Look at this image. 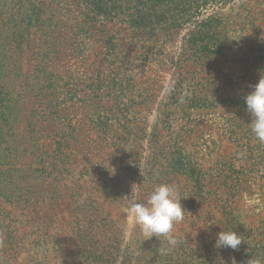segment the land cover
<instances>
[{
    "label": "rangeland",
    "instance_id": "obj_1",
    "mask_svg": "<svg viewBox=\"0 0 264 264\" xmlns=\"http://www.w3.org/2000/svg\"><path fill=\"white\" fill-rule=\"evenodd\" d=\"M8 2L0 264H264V144L244 101L264 71V0ZM214 21L220 61L185 54ZM161 184L186 210L174 247L126 212ZM222 230L238 249L214 246Z\"/></svg>",
    "mask_w": 264,
    "mask_h": 264
},
{
    "label": "clouds",
    "instance_id": "obj_2",
    "mask_svg": "<svg viewBox=\"0 0 264 264\" xmlns=\"http://www.w3.org/2000/svg\"><path fill=\"white\" fill-rule=\"evenodd\" d=\"M251 91L244 96L246 111L250 114L248 123L255 138L264 144V71L258 82L250 85ZM180 102H184L181 97ZM181 197L170 185L161 184L154 188L144 203L128 202L126 212L133 217L141 235L145 240L166 238L169 246L174 247L179 242L174 236V227L184 220L185 209L181 205ZM242 237L235 231H220L216 234L215 247L217 249H238ZM170 249H164L166 253ZM235 264V260H233ZM248 264H253L250 260Z\"/></svg>",
    "mask_w": 264,
    "mask_h": 264
},
{
    "label": "trees",
    "instance_id": "obj_3",
    "mask_svg": "<svg viewBox=\"0 0 264 264\" xmlns=\"http://www.w3.org/2000/svg\"><path fill=\"white\" fill-rule=\"evenodd\" d=\"M5 1H9V6H12L16 2L25 3L26 0H0V5L4 4ZM104 1L109 2L111 0H95V2H98L101 5H103ZM143 21L144 19L142 18H131L128 21L129 23H123L128 25L129 29H134L135 32H140V30L145 29L144 23L146 22ZM222 30L223 29H220V26L217 25L215 21L202 25V27L189 36L188 40L186 41L184 45L185 54H193L192 56L199 59L198 61L219 62V57L222 55L227 44L226 38L224 37L225 33ZM185 61L187 62V59H185ZM188 82L189 80L186 78L180 79L177 86L174 87L176 88L175 90H183L185 86H187Z\"/></svg>",
    "mask_w": 264,
    "mask_h": 264
}]
</instances>
